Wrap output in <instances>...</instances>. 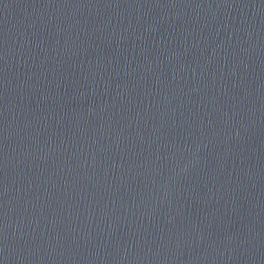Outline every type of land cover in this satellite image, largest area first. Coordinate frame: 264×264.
Listing matches in <instances>:
<instances>
[{
    "label": "water",
    "instance_id": "1",
    "mask_svg": "<svg viewBox=\"0 0 264 264\" xmlns=\"http://www.w3.org/2000/svg\"><path fill=\"white\" fill-rule=\"evenodd\" d=\"M0 264H264V0H0Z\"/></svg>",
    "mask_w": 264,
    "mask_h": 264
}]
</instances>
